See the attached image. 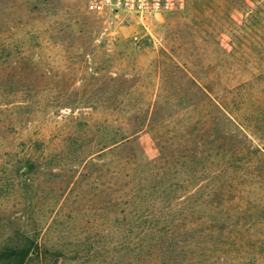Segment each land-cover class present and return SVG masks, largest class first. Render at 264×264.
Here are the masks:
<instances>
[{
	"label": "rangeland",
	"instance_id": "374dc122",
	"mask_svg": "<svg viewBox=\"0 0 264 264\" xmlns=\"http://www.w3.org/2000/svg\"><path fill=\"white\" fill-rule=\"evenodd\" d=\"M86 5L0 0V264H264V0Z\"/></svg>",
	"mask_w": 264,
	"mask_h": 264
},
{
	"label": "built area",
	"instance_id": "2783aa9c",
	"mask_svg": "<svg viewBox=\"0 0 264 264\" xmlns=\"http://www.w3.org/2000/svg\"><path fill=\"white\" fill-rule=\"evenodd\" d=\"M184 0H87V9L90 12L101 13L124 12L137 16L139 21L149 15L172 10L183 4Z\"/></svg>",
	"mask_w": 264,
	"mask_h": 264
},
{
	"label": "trees",
	"instance_id": "16d2710c",
	"mask_svg": "<svg viewBox=\"0 0 264 264\" xmlns=\"http://www.w3.org/2000/svg\"><path fill=\"white\" fill-rule=\"evenodd\" d=\"M215 105H216V103H215ZM124 139H126V137L121 136L119 139L113 138L109 144H111V145L116 144L119 141L124 140ZM108 146H105V147H108ZM173 202H174V199L168 200L167 205H170V204L172 205ZM164 203L166 204V202H164ZM167 205L163 204L162 206L167 207ZM156 213H158V211L153 208V206L150 204V202H148V210L146 211L145 214H141L138 218L139 220L142 221L143 224L142 225L139 224L138 226H140L141 229L144 230L146 225H147L146 220L152 218L154 216V214H156ZM29 249H30L29 246L23 247V248H21L18 245H16V246H5V247H3V249H0V258L11 257V256H14L16 254L24 255L26 253H29Z\"/></svg>",
	"mask_w": 264,
	"mask_h": 264
},
{
	"label": "crops",
	"instance_id": "0c3cea01",
	"mask_svg": "<svg viewBox=\"0 0 264 264\" xmlns=\"http://www.w3.org/2000/svg\"><path fill=\"white\" fill-rule=\"evenodd\" d=\"M133 146H134V150H135V152H137V155H138V156H141V155H142L141 152H149V150L146 151V150H144V149L141 147L139 141H138V142H135V143L133 144ZM150 152H151V148H150Z\"/></svg>",
	"mask_w": 264,
	"mask_h": 264
}]
</instances>
